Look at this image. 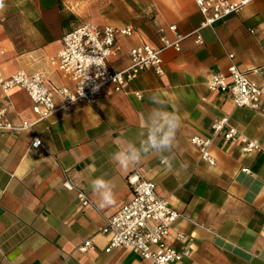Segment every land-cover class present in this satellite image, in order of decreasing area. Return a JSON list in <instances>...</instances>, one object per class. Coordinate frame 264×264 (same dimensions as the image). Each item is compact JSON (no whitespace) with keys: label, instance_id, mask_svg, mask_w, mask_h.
I'll return each instance as SVG.
<instances>
[{"label":"crops","instance_id":"crops-1","mask_svg":"<svg viewBox=\"0 0 264 264\" xmlns=\"http://www.w3.org/2000/svg\"><path fill=\"white\" fill-rule=\"evenodd\" d=\"M4 2L0 76L42 72L52 85L69 88L73 82L51 59L63 35L77 25L131 27L130 37L117 38L120 51L108 61L111 69L122 70L132 46H161L159 28L173 40L168 26L187 35L203 20L194 0ZM199 33L201 45L188 36L180 51L161 52L160 76L144 70L124 93L93 104L79 101L31 130L0 131V264H136L138 256L125 248L105 253L108 237L100 233L105 220L131 199L127 179L132 173L155 183L157 194L179 212L166 239L177 250H188L178 264H264V152L244 154L239 144L224 141L211 128L214 120L228 117L229 125L264 148V96L258 110L236 108L229 93L207 87L213 74H227L232 63L264 86V0ZM0 106L14 125L30 114L29 97L21 88L1 94ZM157 109L180 116L172 148L145 150L136 165L118 167L110 155L128 143L140 148L145 121ZM34 134L42 141L37 149L30 147ZM193 136L212 139L214 165L200 159L189 142ZM99 176L115 192L114 203L103 211L96 208L90 188ZM65 182L84 192L91 205L83 207ZM179 233L185 242L176 240ZM87 239L92 247L82 253L78 248Z\"/></svg>","mask_w":264,"mask_h":264},{"label":"built area","instance_id":"built-area-1","mask_svg":"<svg viewBox=\"0 0 264 264\" xmlns=\"http://www.w3.org/2000/svg\"><path fill=\"white\" fill-rule=\"evenodd\" d=\"M253 1L255 0H194L203 17L199 28L190 34L182 35L177 33L174 25L168 26L167 30L175 36L173 40L165 37L164 29L159 28L161 46L154 47L146 43L132 46L128 52L129 63L122 70L111 69L108 61L120 51L121 46L117 38L130 37L133 29L97 27L89 23L77 25L63 35L61 49L51 59L53 67L71 79L72 87L54 86L42 72L29 74L18 70L7 77L0 76V95L14 88H21L30 100V114L19 125L12 124L6 116L7 108L0 106V131L31 130L36 124L57 112H67L79 101L93 104L105 95L124 93L130 82L144 70L151 69L155 74L162 75L163 62L160 54L164 49L180 51L181 41L188 36H194L195 43L201 45L203 40L200 29L239 13ZM2 53L0 48V56ZM228 57L233 59V55ZM253 71L260 73L259 69ZM207 87L211 91L229 93L236 108L258 110L264 96V86L250 81L246 73L240 71L233 63L229 66L227 74H213L207 81ZM135 95L137 98L141 97L138 93ZM211 128L214 134L221 132L224 141L239 144L244 154L264 152V148L256 140L244 136L229 125L228 117L214 120ZM189 142L198 150L201 160L209 165L215 164L209 151L211 138L193 136ZM41 145L40 137L34 134L30 147L37 149ZM127 180L132 192L131 199L107 218L100 229V233L108 237L104 252L125 248L138 256L136 264H178L188 254V250H177L167 244L166 239L180 217L179 212L157 194L155 183L144 180L137 173L129 175ZM64 185L69 190H75L76 198L83 207L91 205L87 195L80 189L69 182ZM176 240L185 242L187 238L179 233ZM91 247L92 240L87 239L78 250L85 253Z\"/></svg>","mask_w":264,"mask_h":264},{"label":"clouds","instance_id":"clouds-1","mask_svg":"<svg viewBox=\"0 0 264 264\" xmlns=\"http://www.w3.org/2000/svg\"><path fill=\"white\" fill-rule=\"evenodd\" d=\"M5 8L4 0H0V12ZM90 65V64H89ZM88 65V67H89ZM151 98V97H150ZM153 103L158 100L153 98ZM181 126V119L177 112L157 109L151 113L145 121L146 138L140 148L128 143L124 147H118L110 155V160L118 167L127 169L136 165L145 150L163 153L172 148L176 142L177 131ZM187 165H185V168ZM90 188L96 199V208L103 211L115 201V192L111 182L103 176L91 180Z\"/></svg>","mask_w":264,"mask_h":264}]
</instances>
